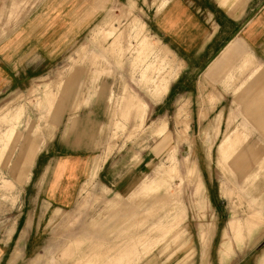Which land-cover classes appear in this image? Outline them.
Returning <instances> with one entry per match:
<instances>
[{"label": "rangeland", "instance_id": "1", "mask_svg": "<svg viewBox=\"0 0 264 264\" xmlns=\"http://www.w3.org/2000/svg\"><path fill=\"white\" fill-rule=\"evenodd\" d=\"M41 1L0 0V41ZM164 1L107 7L0 88V264H264V101L248 118L226 101L221 132L181 116L165 97L182 65L155 28ZM95 112L90 170L58 209L37 196L38 160Z\"/></svg>", "mask_w": 264, "mask_h": 264}, {"label": "crops", "instance_id": "2", "mask_svg": "<svg viewBox=\"0 0 264 264\" xmlns=\"http://www.w3.org/2000/svg\"><path fill=\"white\" fill-rule=\"evenodd\" d=\"M120 1L42 0L0 41V88L8 79L23 78L39 57L66 51ZM155 28L182 65L165 97L184 102L181 116L191 118L198 132L212 119L221 132L223 119L236 117L234 110L228 113L226 101L241 103L240 116L247 118L248 103L257 108L256 102L264 101V78H259L264 72V0H166ZM77 118L40 156L35 174L41 187L37 196L58 209L74 202L96 146L97 112Z\"/></svg>", "mask_w": 264, "mask_h": 264}]
</instances>
